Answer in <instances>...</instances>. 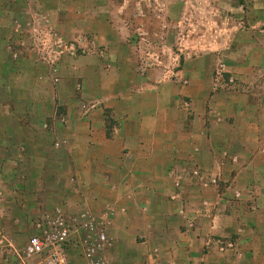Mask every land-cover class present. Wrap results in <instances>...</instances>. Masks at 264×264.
<instances>
[{"label": "rangeland", "instance_id": "374dc122", "mask_svg": "<svg viewBox=\"0 0 264 264\" xmlns=\"http://www.w3.org/2000/svg\"><path fill=\"white\" fill-rule=\"evenodd\" d=\"M93 35L103 42L98 55L90 54L98 63L95 71L106 74L96 82L68 65L76 55L90 58ZM252 48L264 53V0H0V132L8 125L19 132L6 150L0 148V262L35 263L24 254L27 241L39 232L42 217L58 207L70 231V264H90L85 242L101 232L110 245L97 257L106 264H148L140 260L145 249L135 242L134 229L117 241V228L104 216L112 210L108 206L131 194L119 188L132 159H116L118 153L107 158L102 147L85 152L91 144L72 137L77 121L111 136L123 115L111 111L114 94L129 81L134 88L122 100L128 99L133 117L143 115L148 122L152 116L158 126L177 121L186 129L196 120L208 142L215 140L208 150L220 161L243 169L254 156L252 190L243 192L260 190L264 64H247ZM85 63L93 62L74 65ZM120 69L126 77L105 86ZM85 87L91 95L83 94ZM86 133L80 129L78 135ZM22 135L26 139L19 142ZM250 176H240L243 187ZM84 224L92 226L91 233ZM261 236H252L258 248ZM204 237V246L217 252L228 243L246 251L248 238L239 235L240 245L237 231L224 238L207 231ZM234 252L225 264H250L249 253ZM251 256L262 264L261 257Z\"/></svg>", "mask_w": 264, "mask_h": 264}, {"label": "crops", "instance_id": "0c3cea01", "mask_svg": "<svg viewBox=\"0 0 264 264\" xmlns=\"http://www.w3.org/2000/svg\"><path fill=\"white\" fill-rule=\"evenodd\" d=\"M96 30L92 29V31ZM91 41L92 50L90 49L91 52L87 54L98 55L103 42L96 36ZM72 59L73 62L70 61L68 64L69 68L73 72L82 69L80 75L93 78L92 82L106 76L105 73L99 74L95 71L98 63L94 61L92 55L90 58L76 55ZM89 60L93 63L88 65L85 63L80 67L74 65ZM259 62L264 64V53L252 48L247 64ZM117 63L120 68L123 67L121 59H118ZM121 72L123 69L109 76L105 86L111 87L113 82L126 77L125 74L122 77ZM132 88L134 82L129 81L124 83L122 91L119 90L114 94L117 105L113 104L111 111L119 110L123 115L119 118V127H114L111 136H106L102 130L96 132L94 128L97 126L95 127L94 124L91 125L93 128L89 129L88 123L84 125L78 121L72 130L75 141L81 136L84 141L93 145H88L90 148L85 152L90 153L102 147L100 150L105 152L107 158H113L118 153L116 159L128 157L132 159V167L125 173L127 179L125 178L119 188L131 194L121 196L117 205L108 206L112 207V210H108L104 215L108 218L109 224L117 228V241L123 242L126 239L125 233L134 229L135 242H139V247L145 249L140 260H147L148 264H225V261L231 260V253L236 254L234 251H239V254L249 253L250 264H255L257 260L252 259L251 254L254 258L261 257L264 264V167L260 168L262 174L260 190L254 191L255 194L253 192L245 194L243 192L245 188L247 191L252 190L250 183L253 182L252 174L256 170L254 156H252L254 162L243 169H238L235 164L230 167L228 163L217 159L219 156L215 152L208 150V143L215 140L208 142L201 130L203 126L196 120L189 124V129H186L187 125L177 121H172L168 126H158V122L152 119V116L148 122L142 120L143 115H139L138 118L133 117L132 108L129 109L126 104L128 99L122 100L126 90ZM91 93L92 90L88 88L83 92L88 95ZM111 97L112 93H109L108 101H111ZM174 111L170 110V113ZM100 126L103 125L99 123ZM80 129H86L89 133L78 135ZM14 133L19 132L9 125L0 132V148L6 150L14 142ZM25 139L22 135L19 142ZM227 143L228 141L225 140L224 144ZM112 148H116L117 151H111ZM258 155L263 157L264 152ZM215 161H218L217 169L212 166ZM112 172L111 170L110 174ZM247 174L251 176L243 187L239 179L240 176ZM219 178L223 181L220 188H218L219 183L217 184ZM111 186L107 184L106 189L111 196H114L116 190L111 189ZM94 197L92 201L97 202V195ZM207 231L219 238L237 231L240 245L242 240L239 235H245L248 238L244 246L246 251H243V247L233 248L232 243L220 247V251L224 250L223 252H217V247L204 246L208 243L204 237L207 236ZM257 232L262 235L261 248H258L252 240V236ZM251 244H255L254 247L250 246ZM157 254L162 257L160 262L157 261L160 259ZM154 255L158 257L154 258ZM222 256L228 258L224 260L220 258Z\"/></svg>", "mask_w": 264, "mask_h": 264}, {"label": "built area", "instance_id": "2783aa9c", "mask_svg": "<svg viewBox=\"0 0 264 264\" xmlns=\"http://www.w3.org/2000/svg\"><path fill=\"white\" fill-rule=\"evenodd\" d=\"M90 217L92 218L91 214ZM36 227L39 232L28 239L24 249L26 258H35L37 261L33 264H69L66 249L70 231L60 208L56 207L52 213L42 217ZM84 227L91 233V225L84 224ZM91 234L90 240L85 242V257L90 264H106L103 257L97 256L110 243L102 232Z\"/></svg>", "mask_w": 264, "mask_h": 264}]
</instances>
